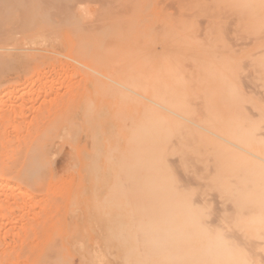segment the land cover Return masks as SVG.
<instances>
[{"label": "rangeland", "instance_id": "rangeland-1", "mask_svg": "<svg viewBox=\"0 0 264 264\" xmlns=\"http://www.w3.org/2000/svg\"><path fill=\"white\" fill-rule=\"evenodd\" d=\"M80 7L84 14L83 19L88 12V18L91 14L92 21L82 19ZM84 8L87 9L86 13ZM128 11V15L113 14L109 8L102 6L99 0H0V216L7 217L5 220L0 217V253L5 252V257H0L1 264L3 261H6L4 264H16L15 261L23 259V263L17 262L205 264L203 260L210 259V255L202 258L197 242L194 241L197 237L185 232L176 211V179L173 176L176 175V169L173 170L176 167L175 164L172 165V160L175 159V144L171 137V114L164 109L167 107V90L160 79L165 68L160 65L162 44L156 38V23L153 19H146L145 12L148 11L138 8ZM263 35L264 0H215V45L218 51L225 48L231 58L242 60L243 72L248 76L250 85L256 84L264 92ZM95 37L100 46L94 42ZM261 37L262 39H259ZM95 43L97 47H94ZM96 49L95 54L93 51ZM21 51L27 53L22 54ZM33 51H37L35 56ZM93 71L101 76L98 78ZM59 74L63 76L60 77ZM65 77L71 81H67ZM102 77L104 80L109 79L108 82L101 79ZM55 81H58L59 85ZM68 82H75V86L70 87ZM60 86L64 87L63 90ZM37 87L38 89H35ZM44 88H48L45 89L46 92ZM72 90L74 91L71 92ZM61 94L65 98L63 101ZM36 97L40 100L35 99ZM35 103L38 104L33 106ZM259 104H262L264 109V102ZM20 105L24 109L23 114H20ZM27 105L30 106L29 109ZM49 106H53V110ZM12 107L15 112H12ZM49 109L52 110L51 114ZM24 113L27 114V121L25 118L21 119ZM8 117H12L13 122ZM30 118L34 121H30ZM21 122H24L25 126ZM30 125L32 130H26ZM135 126L139 127L138 130ZM25 135L30 139L24 138ZM19 138L21 141H27L21 142ZM24 142L26 147H22ZM4 143L10 144L8 146ZM17 157L19 161L16 160ZM22 157L23 159H20ZM12 159L15 160L16 165L13 166L17 170L12 166ZM168 162H171L170 165ZM60 181L61 183H58ZM54 185H60L59 190ZM20 193L27 196L24 195V198L22 194L20 197ZM46 195L51 199L50 203L54 201L55 204H47ZM33 203L37 206L38 203L40 206L44 204L43 207L46 208H37L34 205L33 209ZM28 205L33 209L31 212ZM47 206L55 213L50 212ZM41 209L46 211L41 212ZM23 212L25 214H21ZM32 212H37L36 215L40 212L41 218L38 214L37 219H33ZM16 213L19 216H16ZM29 213H32V216ZM26 214H29L30 219L27 220ZM18 217H21V221ZM31 219L30 226L34 229L27 223ZM23 225L26 227L23 228ZM41 225L46 229L43 231L45 233H41ZM18 227L25 229L24 233L29 232L27 229L30 227L31 234L29 233L28 238L26 233L22 238L23 232ZM15 228L21 231L17 233L18 236L16 232L19 231H15ZM10 230L14 232L9 233ZM11 234L15 235L14 238ZM19 236L20 238H16ZM189 238L191 243L188 242ZM17 239L25 240L26 246L22 244L24 241H18L16 249L17 245L14 243ZM8 242L11 244L6 245ZM23 249L25 250L22 251ZM2 250L4 252H1ZM25 251L28 256L24 255ZM11 252L19 256V259H16L14 254L12 260H16L11 261L12 263L8 262L11 260L9 253L13 256ZM29 252L34 257H30Z\"/></svg>", "mask_w": 264, "mask_h": 264}, {"label": "bare ground", "instance_id": "bare-ground-1", "mask_svg": "<svg viewBox=\"0 0 264 264\" xmlns=\"http://www.w3.org/2000/svg\"><path fill=\"white\" fill-rule=\"evenodd\" d=\"M99 1H100L102 6L104 5L106 8H109L113 14L118 13L117 15H120V16H122L123 13H124V15H128L127 14L129 12L128 10L132 9V8H138L141 11H148V12H145L146 16H145V14H142V13H141V15H144L145 17H147L146 19H148L149 21H151L153 19V21H155V23H156L155 27H154L155 33L158 34L156 36V38H158V40H159L158 42H160L162 44V46L160 45L162 48V50H161L162 59H160V65L164 66V68H165L164 75L161 78L162 80L160 79V81L163 82V86L167 90V103H166L167 107L164 109L171 114V126H172V130H173V132H172L173 135H171V137L173 138V141H174L173 144H175L174 145L175 146V159L172 160V165L175 164L174 167H176L173 169V170L176 169V171H175L176 175H173V176H175L174 179H176L175 180L176 186L174 185L175 186V192H176L175 193L176 203H177L176 211H177V215L180 216L181 223L183 225V229L185 230V232L190 236H196L197 237L196 239H194V241L197 242V248H198V250L201 251L200 254H201L202 258L206 255H210V259L203 260V262L205 264H212V263L213 264H264V109L261 106L262 104L261 105L259 104L261 101L264 102V92L261 91V89L259 87H257L256 84L250 85L251 82H249L248 76L243 72L244 63L242 60H236V59L231 58L230 53L228 54V51L225 48H222L220 51H218V47H217V45H215V42H216L215 41V0H99ZM94 5H96V4H94ZM96 7L98 8V6H96ZM75 8H73V9L75 10ZM81 8L82 7H80V10H79L80 12H81ZM71 9L72 8H70V10ZM84 10H85V8H84ZM86 12H87V9L85 10L84 13H86ZM53 13H55V12H53ZM81 13L83 14V12H81ZM113 14H111V15H113ZM54 15L57 16V14H54ZM131 15H132V13H131ZM90 16H91V14L89 15V18H88V12H87L86 18L83 19L84 18V14H83L82 19L92 21L93 19L90 18ZM142 18H143V16H142ZM55 19L56 18H54V21H56ZM229 24H230V22H229ZM44 26H45V24H44ZM227 31H229V30H226V32ZM136 32L134 31V33H136ZM8 33H10V31ZM38 35H41V34H38ZM91 35H93V34H91ZM1 37H3V36L1 35ZM263 37H264V35H263ZM107 39H109V38H107ZM259 39H262V37ZM96 40H98V39H96V37H95L94 42H96ZM96 43H95L94 47L96 46ZM247 45H249V43ZM247 45H245V47ZM19 49H21V48H19ZM78 49L80 51V48H78ZM97 49L95 51H93L95 54L97 52ZM11 50H12V48H11ZM11 50H10V52H11ZM2 51H4V50H2ZM22 52L23 51H21V53ZM18 53H16V54H18ZM25 53H27V52H24L22 54H25ZM30 53H31V51H30ZM32 53L35 56V53H37V51H35V52L33 51ZM102 54H103V52H102ZM38 57H40V56H38ZM89 57L90 56H88V58ZM74 61H75V59H74ZM83 61H84V59H83ZM61 63L63 64L64 61ZM86 63H87V61H86ZM158 63H159V61H158ZM57 64L59 66V63H57ZM154 64H156V63H154ZM68 65L70 66V64H68ZM39 66L40 65H38L37 68ZM133 66L135 67V65H133ZM34 67H36V66H34ZM70 67H72V65ZM81 68H83V67H81ZM58 69H59V67H58ZM55 70H57V69H55ZM60 70H62V69H60ZM66 71H67V69H66ZM70 71H71V69L69 70V72ZM39 73H41V72H39ZM58 73H59V71H58ZM61 73H63V71ZM70 73H72V72H70ZM93 73L96 76H98V78L101 76V75L96 74V71L95 72L93 71ZM41 74H43V73H41ZM77 74L79 75L80 73H78V71H77ZM45 75H47V74L45 73ZM56 75H58V74H56ZM91 75H93L92 72H91ZM36 76H37V73H36ZM62 76L60 75V77H62ZM40 78H42V77H40ZM92 78H93V76H92ZM65 79H67V78L65 77ZM101 79H103V77ZM68 80L69 79H67V81ZM105 80L108 82L109 79L108 80L105 79ZM69 81H71V80H69ZM80 81L82 83V79ZM57 82L58 81H55V83H57ZM70 83L71 82H68V85L70 87L75 86V84H74L75 82L71 83V84ZM110 83H111V81H110ZM31 84H33V83H31ZM34 84H36V83H34ZM44 85H46V84H44ZM57 85H59V84L57 83ZM76 85H77V82H76ZM32 87H30L31 90H32ZM60 87H61V90H63L64 87L63 88H62V86H60ZM66 88L67 87H65V89ZM35 89H38V87ZM45 89L46 88H44V92H46ZM66 90H68V89H66ZM81 90H83V89H81ZM123 90H125V89H123ZM73 91L74 90H72L71 92H73ZM74 94H75V92H74ZM131 94H133V93H131ZM31 95H32L31 97H33L32 93H31ZM128 95H129V93H128ZM107 96H109V95L107 94ZM62 97H63V95H62ZM20 98H21V96H20ZM58 98L61 99L60 96ZM58 98H56V99H58ZM106 98L109 99V97H106ZM35 99H38V98L36 97ZM47 99H49V98L47 97ZM63 99L65 100L64 97L62 98V101H63ZM39 100L40 99H38V101ZM53 101H55V99ZM35 102H37V101L35 100ZM23 103L28 104L25 102H23ZM58 103H60V101H58ZM149 103L152 104L151 102H149ZM36 104H38V103L33 104V106ZM153 105H155V104H153ZM21 106L22 105H20L19 107L22 111L18 107H16V108L20 110V114H23L24 109H22ZM13 107H15V106H13ZM13 107H12L13 111L12 110L11 111L15 112ZM27 107H28V105H27ZM29 107H28V109H29ZM133 107H135V106H133ZM23 108H25L24 105H23ZM50 108L52 109L53 106ZM54 108H55V106H54ZM56 108H57V106H56ZM40 109H42V107H40ZM143 109H144V107H143ZM153 109H155V108H153ZM25 110H27V108H25ZM52 110L49 109V113ZM101 111H102V109H101ZM27 114H29V113L27 112ZM27 114H25L24 116L21 115V119L23 120ZM6 115H8V113H6ZM33 115H34V113H33ZM40 117L42 119V116H40ZM50 117L51 116H48V118H50ZM14 118H15V116H14ZM26 118H25V120H26ZM35 118H37V117H34V119ZM131 118H132V116H131ZM30 119H31L30 121L33 120L32 118H30ZM10 121L13 122L12 117H11ZM26 121H24V122L26 123ZM42 121H45V120H42ZM137 121H138V119H137ZM24 122H21V123H23V126H25ZM30 123L32 124V122H30ZM36 123L37 122H35V124ZM44 124H43V126H44ZM26 125H29V124H26ZM12 127L14 128V126H12ZM31 127H32V125L28 126L26 128V130H28V128H30V130H32ZM135 128H136V126H135ZM138 128H136V130H138ZM26 133L28 134V132H26ZM21 134H22V131H21ZM162 134H164V132ZM25 136H24V138L30 139L29 136H26V137ZM10 138L13 139L11 136H10ZM24 140L25 139H23V141ZM9 141H6V142H9ZM19 141H21L20 138H19ZM23 141H21V142H23ZM25 141H27V140H25ZM13 142H15V141H13ZM24 143L25 144H23L24 146H22V147H26L25 146L26 142H24ZM4 144L9 146L10 143H8V144L4 143ZM14 144H13V146H14ZM17 145H18V143H17ZM169 149H170V147H169ZM14 152H13V155H14ZM163 152L165 153V151H163ZM69 153H71V152L69 151ZM125 153L126 152H124V154ZM63 156L65 158V154ZM9 157L10 156H8V158ZM18 159L19 158L17 157L16 160H18ZM20 159H23V157ZM57 159H59V158H57ZM120 159H122V158H120ZM13 160L14 159H12V161ZM55 162H57V161H55ZM11 163L9 162V164H11ZM170 163L168 162L169 165H170ZM92 164H93V162H92ZM13 165H16L15 160H14L12 166ZM17 165L19 166V163H17ZM172 165H171V167L173 168ZM18 166H16V167H18ZM13 167L15 168V166H13ZM5 169L7 170V168H5ZM15 169L17 170V168H15ZM9 171H11V170H9ZM60 171H58V172L60 173ZM173 174H175V173H173ZM121 177H122V175H121ZM58 183H61V181ZM58 183H56V184H58ZM65 183H63V185H65ZM14 186H17V185H14ZM56 186L55 187L58 189V187L60 185L59 186L56 185ZM21 187H24V186L21 185ZM5 188H7V187H5ZM56 188H55V191H56ZM66 188H68V187H66ZM17 189H18V187H17ZM25 189L26 188L24 187V190ZM0 190H1V188H0ZM52 190H53V188H52ZM31 192H33V190H31L30 193ZM37 193L38 192H36V194ZM22 194L20 193V197ZM24 195L25 194H23V197H24ZM58 195H60V194H58ZM154 195H156V194L154 193ZM25 196H27V195H25ZM35 197L36 196H34V198ZM41 197L43 198V196H41ZM46 197H47L46 199L49 198V196H47V195H46ZM30 199H31V196H30ZM59 199L60 198H58V200ZM62 199H63V196H62ZM31 200H33V199H31ZM50 201H51V199H48L47 204H49ZM1 202H3V201H1ZM42 202L44 203V201H42ZM53 202H51V203H53ZM62 202H64V201L62 200ZM51 203H50V206H51ZM53 204H55V203H53ZM63 204H65V203H63ZM9 205L11 206V203H9ZM34 205L36 207L37 204L33 203V209H35ZM43 206H44V204L42 206H40L38 203L37 208L38 207L41 208ZM59 206H60V208L62 207L61 205H59ZM28 207H29V205H28ZM29 208H31V207H29ZM44 208H46V206L43 207V209ZM47 208L49 209L50 207L47 206ZM55 208L58 209L57 207H55ZM14 209H15V207H14ZM33 209L31 208L30 212ZM2 210H4V208H2ZM16 210L18 212H20V210L18 208ZM43 211H46V210H42L41 212H43ZM49 211L51 212L52 210L49 209ZM13 212H15V211H13ZM52 212H54V210ZM36 213L35 214L33 213L34 217L30 213L29 214L32 216L33 219L35 217L37 219V216L40 212L37 215H36ZM59 213H61V210H59ZM21 214H25V213L23 212ZM6 215H8L7 212H6ZM28 215H27V220L30 219V218H28ZM51 215L53 216L54 214L52 213ZM16 216H19V215H17V213H16ZM16 216H14V217H16ZM41 216L42 215L39 214L40 218H41ZM46 216H47V214H46ZM0 217H3L4 218L3 220H5L7 218V217L5 218L4 215H1ZM20 218L18 217V220H20ZM15 219L16 218H14V220ZM45 219H47V218L45 217ZM0 220H1V218H0ZM39 220L41 221V219H39ZM43 220L44 219H42V222H43ZM162 220H163V217H162ZM33 221H35V220H33ZM49 221H51V218ZM54 221H55V218H54ZM30 222H32V219L27 222L28 226H30ZM19 224L20 223H18V226H19ZM21 226H22V224H21ZM46 226H47V228L49 227L48 225H46ZM24 227H26V226L23 225V228ZM30 227H29V229H27L29 232H25L26 234L24 233L25 229L22 230L21 227H18L23 232V236L20 235V236H22V238L25 235L28 238L29 233L31 234ZM38 227H39V225H38ZM43 227L45 228L44 225H43ZM18 228L14 229L15 231H19V232H16V234L21 232L20 230H18ZM8 229H9V227H8ZM31 229H34V228L31 227ZM41 229H43L42 225H41ZM11 230L9 231V233L14 232V231L12 232ZM44 230H46V229L41 230V233ZM174 230L176 231L175 228H174ZM36 232L37 231H35V233ZM38 232H40V231H38ZM43 233H45V232H43ZM36 234H38V233H36ZM4 235H5V233H4ZM38 235L40 236V234H38ZM9 236H10V234H9ZM13 236H15V235H12V237ZM17 236H18V234H17ZM20 236L16 237V238H20ZM32 237L31 238L29 237V238L33 240L34 237L33 238ZM6 238H4V239H6ZM27 238L25 240H27V242H29V240ZM25 240H23L24 242L21 240L23 242L22 243L21 241H19L17 239L16 243H14L15 245H17V247L16 246H14V247H16V249H17L19 242L26 246ZM32 240L30 242L31 245H32ZM11 242H13V241H11ZM11 242L10 243L8 242L7 244L6 243L5 244L8 245V244H11ZM58 242H60V241H58ZM188 242L189 243L192 242L191 238L188 239ZM30 243H28V244H30ZM35 244H37V243H35ZM0 245H1V242H0ZM41 245L43 246V244H41ZM21 246H19V247L21 248ZM27 248H29V246ZM33 248L31 250H33ZM12 249H13V247H12ZM25 249H26V247H25ZM25 249H23L22 251H24ZM3 250L1 252H4ZM18 250H21V249H18ZM25 252H26V254H24V255H27L28 252L27 251H25ZM32 252H33L32 254L35 253L34 250ZM11 253H13V252H11ZM29 253H30L29 256L31 257L32 254H31V252H29ZM1 254L2 253H0V257L1 256H2V258L5 257V252L2 255ZM7 254L8 253H6V256H7ZM14 254L15 253H13L12 254L13 256H11L9 253L10 256L8 255V257H10L11 260L10 261L7 260L8 262H11V261L14 262L19 257L15 254V256H17V257H15L16 259L12 260V257H14ZM4 259H6V258H4ZM25 259H26V256H25ZM0 260H1V258H0ZM23 260H21V261H23ZM17 261H19V260H17ZM17 261H15L16 264H19V262L23 263L21 261H19V262H17ZM5 262L3 261L2 264H4ZM24 263H26V262L24 261ZM12 264H14V263H12Z\"/></svg>", "mask_w": 264, "mask_h": 264}]
</instances>
